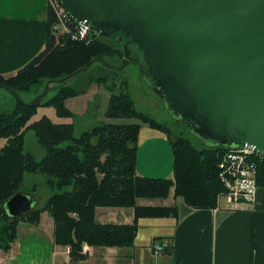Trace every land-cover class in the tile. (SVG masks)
Returning <instances> with one entry per match:
<instances>
[{"label":"trees","instance_id":"16d2710c","mask_svg":"<svg viewBox=\"0 0 264 264\" xmlns=\"http://www.w3.org/2000/svg\"><path fill=\"white\" fill-rule=\"evenodd\" d=\"M55 19L48 9V33L45 51L13 77L0 75V85H7L21 97L30 95L32 101L49 80L75 73L93 59L124 56L123 44L116 37H105L91 31V42H74L54 34ZM95 76L67 85L48 98L40 107H53L58 118L78 116L66 102L87 94L93 84L104 86L111 93L105 116L109 120H135L137 123H101L75 136L73 123L56 124L44 116L32 125L27 122L37 107H26L16 100L13 110L0 112V139L6 144L0 150V250L9 252L18 239L21 223L39 226L41 215L53 218L55 245L70 249L71 264H82L87 257L83 245L104 248L134 246L140 218L177 217L178 208L139 206V199L181 197L194 209H215L218 196L225 192L219 177V163L225 147H198L188 138L173 140L169 131L148 115L140 112L129 93H115L114 77L101 64ZM93 68V67H92ZM91 68V69H92ZM91 69L88 71L90 72ZM87 72V73H88ZM80 80V78H78ZM77 79V80H78ZM164 132L174 155V178H148L137 174L138 141L142 125ZM33 131L45 156L37 160L25 150L26 134ZM257 185L264 188V159L256 158ZM27 174H43L52 194L46 204L21 218L9 217L4 205L18 193ZM34 185L29 195L35 192ZM97 208H133L132 225L101 224L96 219ZM159 240V239H158Z\"/></svg>","mask_w":264,"mask_h":264},{"label":"water","instance_id":"95a60500","mask_svg":"<svg viewBox=\"0 0 264 264\" xmlns=\"http://www.w3.org/2000/svg\"><path fill=\"white\" fill-rule=\"evenodd\" d=\"M78 23L123 44L117 66L93 59L75 73L49 80L26 107H40L95 64L115 71L138 63L174 121L207 147L264 154V0H60ZM133 45L140 53L134 57ZM35 198L18 193L9 217L32 212Z\"/></svg>","mask_w":264,"mask_h":264},{"label":"crops","instance_id":"0c3cea01","mask_svg":"<svg viewBox=\"0 0 264 264\" xmlns=\"http://www.w3.org/2000/svg\"><path fill=\"white\" fill-rule=\"evenodd\" d=\"M47 33L48 0H0V75L13 77L41 55ZM137 174L174 178V155L167 135L145 124L139 134ZM138 205H176L178 216L140 218L130 248L86 244L88 253L83 255L87 259L82 264H264V188H258L253 205L219 202L215 209H194L183 198H175L174 189L167 199H139ZM96 219L101 224L132 225L135 210L97 208ZM54 230L48 212L41 215L39 226L21 223L11 250H0V264H71L68 248L55 245ZM155 243L166 245L161 255L154 254Z\"/></svg>","mask_w":264,"mask_h":264},{"label":"rangeland","instance_id":"374dc122","mask_svg":"<svg viewBox=\"0 0 264 264\" xmlns=\"http://www.w3.org/2000/svg\"><path fill=\"white\" fill-rule=\"evenodd\" d=\"M122 60L123 58L121 61ZM107 61L114 66L121 63L118 56L108 57ZM98 67L99 65L93 66L91 71L85 74L89 76L97 75L101 66L99 68ZM108 73L111 77H114V81H109L108 84H115V93H119L121 91L129 93L136 108L164 126L169 131L173 140L178 137H185L193 141L194 144L200 148L205 146L203 141L196 137L188 126L174 121L173 117L166 108L164 100L152 89L138 63L131 62L122 71L110 70ZM85 74L79 77L80 80L76 79L69 85L77 86L81 80H85ZM92 86H94V88H92V93L89 91L86 96L84 94L79 97L69 99L66 102V106L78 116L77 118H58L53 107H37L36 113L27 122L26 127L46 116L56 124L73 123L75 125V136L79 137L83 131L89 130L104 122L125 124L137 123L135 120L107 119L105 113L108 109L111 93L107 91L104 86H99L97 84H93ZM52 93L49 94L50 96L48 98L53 95ZM22 98L25 101H29L32 96L23 95ZM15 104L16 99L6 89L0 88V112H9L13 110ZM5 144L6 139H0V150ZM25 150L32 153L37 160H41L45 156V151L38 144L33 131H29L26 134ZM46 180L47 179L43 174H27L25 177V181L22 186V190L25 194H29L31 188L34 185H37L36 191L31 193L33 197L35 196L34 208L43 207L52 194L51 189L47 186ZM221 203L222 205H228L225 199H222Z\"/></svg>","mask_w":264,"mask_h":264},{"label":"built area","instance_id":"2783aa9c","mask_svg":"<svg viewBox=\"0 0 264 264\" xmlns=\"http://www.w3.org/2000/svg\"><path fill=\"white\" fill-rule=\"evenodd\" d=\"M48 9L52 11L55 19L53 28L58 43L61 37H67L74 42L92 41L91 30L76 22L62 7L60 0H48ZM257 157L264 159V154L249 150H234L222 156L219 163V177L225 192L218 196V202L225 199L234 207L255 203L258 190ZM152 248L154 254L158 256L165 251L166 245L155 243ZM82 253H88L87 245L83 246Z\"/></svg>","mask_w":264,"mask_h":264},{"label":"flooded vegetation","instance_id":"af4514ba","mask_svg":"<svg viewBox=\"0 0 264 264\" xmlns=\"http://www.w3.org/2000/svg\"><path fill=\"white\" fill-rule=\"evenodd\" d=\"M130 48H131V51L134 57H140V53L137 51V49L133 45H130Z\"/></svg>","mask_w":264,"mask_h":264}]
</instances>
